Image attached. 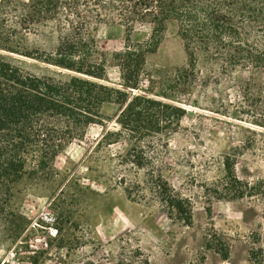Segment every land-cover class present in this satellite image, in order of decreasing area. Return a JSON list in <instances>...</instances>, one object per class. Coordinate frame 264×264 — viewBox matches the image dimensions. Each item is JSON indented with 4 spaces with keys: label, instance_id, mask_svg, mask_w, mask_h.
Wrapping results in <instances>:
<instances>
[{
    "label": "rangeland",
    "instance_id": "374dc122",
    "mask_svg": "<svg viewBox=\"0 0 264 264\" xmlns=\"http://www.w3.org/2000/svg\"><path fill=\"white\" fill-rule=\"evenodd\" d=\"M8 27L0 17V53L33 72L56 73L48 62L22 54L55 50V22L10 38ZM86 31L108 58V82L119 84L113 55L124 48L125 26L90 21ZM150 34L151 24L138 23L132 38L142 42ZM184 68H191L184 40L177 21L170 19L132 92L186 111L176 131L154 140L164 177L192 203V222L170 216L166 205L148 193L128 195L123 175L143 183L145 171L126 170L120 163L125 141L98 144L106 127L119 129L118 105L109 102L103 108L109 117L105 125H93L61 152L51 176L23 178L1 204L0 264H7L14 248L20 254L16 264H264V67L224 71L200 58L195 74L179 79ZM227 156L238 178L256 187L253 193L238 197L227 190ZM43 209L58 216V235L46 247L31 248L36 234L31 224Z\"/></svg>",
    "mask_w": 264,
    "mask_h": 264
},
{
    "label": "trees",
    "instance_id": "16d2710c",
    "mask_svg": "<svg viewBox=\"0 0 264 264\" xmlns=\"http://www.w3.org/2000/svg\"><path fill=\"white\" fill-rule=\"evenodd\" d=\"M0 17L4 26L10 24L9 38L43 22H55L58 31L55 50L22 52L53 65L56 73L33 72L0 53V206L23 178L51 176L61 152L93 125H105L109 117L103 108L112 102L118 105L119 129L106 127L98 144L125 141L120 163L126 170L145 171L143 183L123 175L128 195L148 193L166 205L170 216L190 224L192 203L164 177L154 140L176 131L186 111L132 89L170 19L178 23L191 67L179 71V79L194 75L200 58L224 71L264 67V0H0ZM103 20L126 28L124 48L113 55L119 84L108 82V58L86 31L90 21ZM138 23L151 24L146 41L132 38ZM232 160L227 156L225 162L227 190L238 197L253 193L256 187L238 178Z\"/></svg>",
    "mask_w": 264,
    "mask_h": 264
},
{
    "label": "built area",
    "instance_id": "2783aa9c",
    "mask_svg": "<svg viewBox=\"0 0 264 264\" xmlns=\"http://www.w3.org/2000/svg\"><path fill=\"white\" fill-rule=\"evenodd\" d=\"M32 229L36 231V234L30 239L31 248H40L48 246V239L56 237L58 235V216L51 209H43L39 215L33 220L31 224ZM19 249H22L20 246ZM18 249L14 248L8 252L5 263L16 264L20 260V254Z\"/></svg>",
    "mask_w": 264,
    "mask_h": 264
}]
</instances>
